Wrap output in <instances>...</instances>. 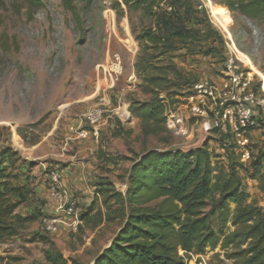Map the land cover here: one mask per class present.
I'll return each instance as SVG.
<instances>
[{
    "label": "rangeland",
    "instance_id": "374dc122",
    "mask_svg": "<svg viewBox=\"0 0 264 264\" xmlns=\"http://www.w3.org/2000/svg\"><path fill=\"white\" fill-rule=\"evenodd\" d=\"M118 1L77 0L78 20L62 7L60 0H42V5L33 8L22 0L0 1V147L11 143L19 152L20 161L13 168L17 174L14 183L23 187L24 201L17 212L35 217L17 236L0 243V255L16 257L15 264L44 262L43 250L48 244L41 241L42 237L64 257L90 264L123 223L121 203H104L103 190L112 188L124 193L127 171L136 155L154 148L190 145L198 139L201 120L191 129L192 136L177 137L166 126L146 133L137 118L125 117L124 111L132 100L144 101L150 96L141 92L133 74L138 46L134 50L130 38L136 41L131 29L138 30L140 17L115 10L113 4ZM194 1L203 8V17L209 23L203 32L210 35L202 45L191 46L192 53L186 54L185 45L176 52L180 55L173 62L187 81L186 88L170 96L161 92L160 96L175 100L171 107L177 106L184 103L195 83L217 80L223 69L224 35L229 32L237 48L249 56L257 72L254 90L264 97L258 85L259 75L264 81V18L254 20L228 9L223 11L221 7L225 6L216 0ZM210 42L215 46L214 53L205 55L203 50ZM107 54H118L122 65L115 87L105 93L109 100L107 115L117 109L119 116L113 113L101 123L97 138L91 134L78 139L69 126L83 118L85 110L96 101L93 93L97 73L101 76L96 66L104 62ZM257 124L259 130L256 125L249 130L252 140L264 136V120ZM16 128L34 142L23 143ZM226 132V128L210 131L209 146L214 154H222L220 140H226ZM34 145L31 150L21 149ZM107 158L112 161L107 163ZM76 161L84 163L86 169L84 178L73 183L71 174ZM87 163L94 174L86 175ZM52 170L62 175L78 214L65 218L55 233H48L43 218L53 214L47 191ZM259 184L256 178L246 175L244 189L264 206ZM91 202L93 209L83 218ZM179 255L184 264H231L218 248L198 255L180 250Z\"/></svg>",
    "mask_w": 264,
    "mask_h": 264
},
{
    "label": "trees",
    "instance_id": "16d2710c",
    "mask_svg": "<svg viewBox=\"0 0 264 264\" xmlns=\"http://www.w3.org/2000/svg\"><path fill=\"white\" fill-rule=\"evenodd\" d=\"M216 1L225 6L221 7L223 11L254 20L264 18V0ZM22 2L28 8L42 5V0ZM60 2L74 19H80L77 0ZM121 2L123 6L119 2L113 4L115 10L126 15L137 13L140 17L138 30L131 29L138 46L133 74L141 92L150 96L144 101L132 100L127 111L140 121L146 133H151L165 128V110L175 102L160 93L174 95L187 85L173 62L180 55L176 52L185 45L189 54L193 51L191 46L202 45L210 35L203 32L209 23L203 17V8L194 0ZM214 50L210 42L203 53L210 55ZM262 120L264 117H257V130V123ZM253 128L247 129V163L241 162L228 131L226 140H220L222 154H214L209 136L194 151L154 148L132 158L124 193L112 188L103 190L104 203H121L123 223L90 264H184L180 250L198 255L216 248L231 264H264V206L244 189L247 175L259 181L264 193V136L252 140L249 130ZM16 133L23 143L34 142L26 139L20 128H16ZM18 161L20 154L11 143L0 147V243L17 236L35 220L32 215L17 212L24 201L23 187L14 183L17 174L13 168ZM111 161L106 159L107 163ZM92 209L91 202L82 217H87ZM40 239L48 244L43 250L44 262L30 264H81L64 257L49 240ZM17 260L0 255V264H15Z\"/></svg>",
    "mask_w": 264,
    "mask_h": 264
},
{
    "label": "built area",
    "instance_id": "2783aa9c",
    "mask_svg": "<svg viewBox=\"0 0 264 264\" xmlns=\"http://www.w3.org/2000/svg\"><path fill=\"white\" fill-rule=\"evenodd\" d=\"M118 2L122 5L121 0ZM107 11L109 9L104 13ZM224 36L225 56L220 76L217 80L195 83L184 97V103L168 107L165 110V126L177 137L192 136L191 129L199 120L208 122L209 132L226 128L233 138L241 162L247 163L250 158V135L247 129L255 124L257 117H264V97L254 90V75L257 72L250 68L247 62H251L249 56L237 48L229 32ZM130 39L135 50L137 44ZM96 69L101 72V76L97 73L93 93L96 101L85 110L78 124L69 126V131L78 139H86L91 134H96L98 126L113 113L119 116L117 109L107 115L106 106L109 100L105 97V93L115 87L121 75L119 55L112 54L110 57L107 54L104 62L97 64ZM258 84L264 90L261 75ZM124 115L129 116L127 109ZM47 180L48 198L52 202L53 214L43 218V227L48 233H55L60 223L69 216L76 217L78 210L57 170L50 171Z\"/></svg>",
    "mask_w": 264,
    "mask_h": 264
},
{
    "label": "water",
    "instance_id": "95a60500",
    "mask_svg": "<svg viewBox=\"0 0 264 264\" xmlns=\"http://www.w3.org/2000/svg\"><path fill=\"white\" fill-rule=\"evenodd\" d=\"M209 136H210V132H209L208 122L206 120H203L198 129L197 141L190 145L174 147V149L180 150L183 152H189V151L200 149L204 145V143L208 140Z\"/></svg>",
    "mask_w": 264,
    "mask_h": 264
},
{
    "label": "crops",
    "instance_id": "0c3cea01",
    "mask_svg": "<svg viewBox=\"0 0 264 264\" xmlns=\"http://www.w3.org/2000/svg\"><path fill=\"white\" fill-rule=\"evenodd\" d=\"M79 121V120H78ZM76 122L75 124H78L79 122ZM74 124V125H75ZM93 135H96V138H97V133L96 134H93ZM13 139H15V138H13ZM96 140L97 139H94V142H96ZM92 143H93V141H92ZM36 146L34 145V146H32V147H30V148H25V147H21V149L22 150H31V149H34ZM91 163V162H90ZM75 166H74V169H73V173L71 174V176H72V178H73V183L78 179V180H80V179H82V178H84V176H85V164L84 163H82V162H80V161H76L75 162V164H74ZM86 165H88V167H87V173H86V175H88V174H94V173H90V170H91V168L89 167V164L87 163ZM78 187V186H77ZM79 189H81V187H78Z\"/></svg>",
    "mask_w": 264,
    "mask_h": 264
},
{
    "label": "bare ground",
    "instance_id": "6f19581e",
    "mask_svg": "<svg viewBox=\"0 0 264 264\" xmlns=\"http://www.w3.org/2000/svg\"><path fill=\"white\" fill-rule=\"evenodd\" d=\"M248 62V64L250 65V68L253 70V65H252V63L248 60L247 61Z\"/></svg>",
    "mask_w": 264,
    "mask_h": 264
}]
</instances>
